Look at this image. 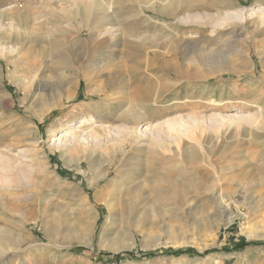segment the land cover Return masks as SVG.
Segmentation results:
<instances>
[{"label":"rangeland","instance_id":"1","mask_svg":"<svg viewBox=\"0 0 264 264\" xmlns=\"http://www.w3.org/2000/svg\"><path fill=\"white\" fill-rule=\"evenodd\" d=\"M71 1L0 0V45L15 47L0 53V176L9 177L0 182V264H264V245L221 250L264 241V23L249 15L264 0H98L86 14L88 0ZM239 9L242 20L216 26ZM105 28L112 33L96 39ZM34 82L45 90L35 94ZM130 114L142 117L135 130ZM174 117L196 122L198 135L161 138L156 130ZM213 117H223L218 128ZM153 136L197 159L173 172L174 200L108 217L124 168L140 165L130 177L163 170L169 151L135 149ZM215 177L221 204L207 192ZM87 225L90 245L76 236ZM178 249L195 253L141 257ZM127 251L135 257H113Z\"/></svg>","mask_w":264,"mask_h":264},{"label":"bare ground","instance_id":"2","mask_svg":"<svg viewBox=\"0 0 264 264\" xmlns=\"http://www.w3.org/2000/svg\"><path fill=\"white\" fill-rule=\"evenodd\" d=\"M71 1V0H70ZM89 1V7H85V9H82V10H84V12H82L81 11V13H84V14H86L87 12H88V9L90 8V7H93L94 5H95V2L97 3V1L98 0H88ZM72 2V1H71ZM86 4V3H85ZM74 5V4H73ZM96 6V5H95ZM98 6V5H97ZM84 7V6H83ZM77 8V7H76ZM79 8H80V6H79ZM82 8V7H81ZM94 8V7H93ZM95 9V8H94ZM177 9V8H176ZM73 10V9H72ZM80 10V9H79ZM93 10V9H92ZM252 11L250 12V16L251 17H254V18H256L255 19V22H256V27H257V25H260V24H263L264 23V9H261V8H258L256 11L255 10H253V9H251ZM78 11V10H77ZM164 11V10H163ZM177 11V10H176ZM65 12V11H64ZM169 12V11H168ZM66 13V12H65ZM91 13V12H90ZM94 13V12H93ZM95 14V13H94ZM94 14H92V15H94ZM174 14V13H173ZM210 14V13H209ZM9 15V14H8ZM106 15V14H105ZM18 16V15H17ZM99 15H97V17H98ZM249 16V17H250ZM20 17V16H19ZM27 17H29L28 15H27ZM26 17V18H27ZM193 17H197L196 15H194V13H193ZM202 17V16H201ZM204 17H207L206 15L204 16ZM216 17V16H215ZM245 17V14H244V11H243V9H239V10H235V11H231V12H226L224 15H223V18H220L221 20L220 21H218V23H217V20H219V19H217L216 20V26L218 25H223V23H225V21L228 23V21L229 20H235L236 21V19L237 20H242L243 18ZM95 18H96V16H95ZM203 18V17H202ZM24 19V18H23ZM98 19V21L97 22H99V20L101 19V17H98V18H96V20ZM183 19V18H182ZM197 19H199V17L197 18ZM197 19H196V21H197ZM27 20V19H26ZM70 20V19H69ZM84 20V19H83ZM88 19H86V21H87ZM85 20H84V22H86ZM101 21H102V19H101ZM92 22H93V20H92ZM215 24V23H214ZM87 25V24H86ZM212 27H214V26H212ZM222 27V26H221ZM255 27V28H256ZM1 28V27H0ZM56 28H58V27H56ZM93 28V27H92ZM113 28V27H112ZM220 28V27H219ZM96 30V29H95ZM105 30V31H104ZM94 31V30H93ZM112 31L113 30H110V28H105V29H103V30H99L98 32H96V39L97 38H102L103 37V35L105 34V33H108V34H110V33H112ZM89 34V33H88ZM48 35V34H47ZM133 35H135V34H133ZM1 36H3V35H1ZM114 36H115V34H114ZM114 36H110L111 38L112 37H114ZM144 36V35H143ZM89 37V36H88ZM3 39V38H2ZM91 39H93V38H91ZM90 39V40H91ZM4 40V39H3ZM98 41V40H97ZM4 42H7V41H4ZM80 42V41H79ZM76 43V42H75ZM83 43V42H82ZM38 44V43H37ZM73 44V43H72ZM78 44V43H77ZM81 44V43H80ZM99 44H100V42H99ZM154 44V43H153ZM4 45H6V44H4ZM2 46V45H0V53H2L5 57L7 56V55H10L11 53H13V52H15V47L13 48L12 46H8V45H6V46ZM46 45V44H45ZM92 45V44H91ZM73 46V45H72ZM93 46V45H92ZM75 47H77V49H78V46L77 45H75ZM79 47H81V45L79 46ZM99 48V47H98ZM18 49V48H17ZM81 48H79V50H80ZM89 49V48H88ZM2 51V52H1ZM75 52H76V50H75ZM1 55V54H0ZM3 57V56H2ZM0 58H1V56H0ZM11 58V57H10ZM7 64L9 65V63L7 62ZM36 65V64H35ZM38 65V64H37ZM38 68V67H37ZM26 69H28V68H26ZM32 71V70H31ZM43 71V70H42ZM37 75V74H36ZM34 78V77H33ZM41 80V79H40ZM21 81V80H20ZM32 81H34V79L32 80ZM36 81H37V79H36ZM58 81H59V79H58ZM63 83V82H62ZM23 84V83H22ZM61 84V83H60ZM63 85V84H62ZM24 86V85H23ZM34 87H33V89H34V91L36 92L35 94H37V93H39L38 91H44L45 90V88L42 86V84L41 83H35L34 82V85H33ZM52 86H54L56 89L58 88V85H57V83L56 84H53ZM61 86V85H60ZM27 87V86H26ZM53 87V88H54ZM63 87H65L64 85H63ZM60 88H62V87H60ZM59 88V89H60ZM56 89H52V90H55L56 91ZM20 90L21 91H24V93H25V97L24 98H26L27 96H29L30 95V90H28V89H25V88H20ZM58 90V89H57ZM99 90V89H98ZM57 93H58V91H56ZM52 93V92H51ZM57 93H54V94H50L51 96H53V97H51L50 98V101L51 100H54V99H56V97H57ZM55 95V96H54ZM38 96H40L41 97V95L39 94ZM37 96V97H38ZM4 96H2V98H3ZM24 98H22V99H24ZM46 98V97H45ZM45 98H43V97H41V99L40 100H45ZM35 100H36V96H35V98H34ZM49 99V98H48ZM34 100V101H35ZM33 101V100H32ZM48 101V100H47ZM32 103H34V102H32ZM36 103H38V102H36ZM2 104V103H1ZM39 105H40V102L38 103ZM37 104V105H38ZM42 104H43V102H42ZM35 105V104H34ZM33 106V105H32ZM31 106V107H32ZM44 106V105H43ZM42 106V107H43ZM54 106V102H53V104H49L48 105V107H47V109L49 110V109H51L52 107ZM30 107V108H31ZM29 108V109H30ZM33 108H34V106H33ZM46 108L44 109V107L41 109V110H43L44 112L47 110ZM30 110H32V108L30 109ZM131 110H133V109H131ZM130 113V112H129ZM41 115H42V113H41ZM131 116L130 117H132L133 118V120H135L136 122L134 123L135 124V126H133L132 124V126H129V129H137L138 128V123H139V120H141L140 118H142L141 117V115H139V114H130ZM125 117V116H124ZM144 117V116H143ZM252 117L253 116H249V117H247L246 118V120H248V121H252ZM255 117V116H254ZM253 117V118H254ZM127 118H128V116H127ZM216 118H217V116H216ZM215 117H213V118H210V120H211V122L213 123V126H215L214 128H218L219 127V125H218V121L217 120H221L222 121V118L223 117H221V118H219V119H216ZM41 119V118H40ZM90 119H92V118H89V119H86V120H84L83 122L84 123H86V122H89V120ZM243 119V118H242ZM241 119V120H242ZM256 119H258V118H256ZM256 119H254L255 121H256ZM125 120V119H124ZM130 120V119H129ZM122 121H123V119H122ZM121 121V122H122ZM134 122V121H133ZM164 122V127H162L161 128V126H160V128H158V126L159 125H157V130L156 131H158V133H159V136L162 138L163 137V134H164V136H165V134H167V135H171V138L173 137L174 138V140L177 142V143H180V137H182V136H188L189 134H192V133H194V134H197V132L194 130V129H197V130H199L200 128L199 127H195V128H192V127H194L195 126V124H196V122H191L192 124H188V123H185L182 119L180 120V119H178V118H176V117H174V118H169V119H166V120H164L163 121ZM127 123V122H126ZM126 125V124H125ZM125 127H127V126H125ZM128 128V127H127ZM93 131V130H92ZM130 131V130H129ZM203 131V130H202ZM201 131V132H202ZM90 133H91V131H90ZM92 133H94V131L92 132ZM157 133V132H156ZM96 135V134H95ZM158 135V134H157ZM198 135V134H197ZM220 135V134H219ZM128 136V135H127ZM126 136V138H128ZM156 136V135H155ZM155 136H153V137H155ZM159 137V138H160ZM223 137V136H222ZM157 138V139H156ZM129 139H131L130 137H129ZM148 139V138H147ZM157 141H156V140ZM134 140V139H133ZM161 140V139H160ZM173 140V141H174ZM123 141H124V139H123ZM131 141V140H130ZM163 141V140H162ZM133 142V141H132ZM166 143H170V142H166ZM176 143V144H177ZM121 144V143H120ZM112 146H114L113 144H111ZM125 145L126 144H124V145H118L117 147H116V151H115V153H114V162H119V161H121V158L122 157H124V155H125V153H126V149H125ZM136 146V144L135 143H132V146ZM128 146V145H127ZM143 146V145H142ZM139 146V147H137L136 146V151H138V150H145V152L146 153H150L151 155L152 154H156V155H158V154H163V151L162 150H167V151H169V153L171 154H169V157H162V158H160L159 159V161L161 162V165H162V168H163V170L162 171H159V173H150V171L149 170H152L151 168H147L148 170L146 171V169H143V168H141L142 169V171L144 170L146 173H142L139 177H136L137 175H139V173L135 176V173H134V176L135 177H130L129 175H128V173H132L133 171H135L140 165H137V168H135L134 166H131V167H129L128 165V167L127 168H124L125 170L123 171L124 173L122 174V176L120 175V179H119V181H118V177L116 178L117 179V189H113V190H111L109 193H108V197H107V208H109V210H110V213H109V215H108V217H110V215L112 216V214L113 213H117V216H118V214H120V216L121 215H123V214H126L127 213V215H129V216H136L138 213L140 214L141 213V211L143 210V209H146V208H150V209H152L153 207H155L157 204H158V201H160L159 199L161 198V197H163L164 199H169V200H174L173 199V194L175 193L176 194V189H178L177 187H179V186H177L176 187V181H174V179H173V176H172V174H173V172L174 171H177V172H181L182 174H184V173H186V170H187V165L188 164H192L191 162H194L193 160H195V159H197L196 157H195V153H193L192 155L193 156H190V153H189V147L188 146H186V145H181L180 147H178V145L176 146L175 145V147L174 148H172L171 146L170 147H166V145H165V142L163 141V142H159L158 141V137H155V138H153L152 139V137H151V139H148V142L145 144V146ZM186 146V147H185ZM110 147V146H109ZM141 147V148H140ZM114 148H115V146H114ZM114 148H112V149H114ZM134 149V150H135ZM138 149V150H137ZM141 150V151H142ZM189 150V151H188ZM128 151H129V148H128ZM140 151V152H141ZM139 152V151H138ZM144 153V152H143ZM110 154H112V153H110ZM120 155L121 156V158L119 159L116 155ZM84 155V154H83ZM146 156V155H145ZM165 156V155H164ZM85 157V156H84ZM93 157V156H92ZM130 158V157H129ZM133 158V157H132ZM180 158V159H179ZM68 159V161H69V158H67ZM74 159H76V158H74ZM88 160V159H87ZM202 160V159H201ZM76 162L78 161L77 159L75 160ZM125 162V161H124ZM129 162H131V161H129ZM137 162H141V161H137ZM137 162H134V163H137ZM208 162V161H207ZM128 163V162H127ZM126 163V164H127ZM123 164V163H122ZM139 164V163H138ZM131 165H133V164H131ZM112 166V165H111ZM124 166V165H123ZM135 166H136V164H135ZM119 167V166H118ZM132 167H134V169L132 168ZM161 167V166H160ZM156 168H158V167H156ZM96 170V169H95ZM95 170H94V173H95ZM123 170V169H122ZM97 171V170H96ZM109 171H110V168L109 167H107V170L105 171V172H99V173H92V174H94L90 179H88V185H89V187L91 188V186H93V184L94 183H97L99 180H101V179H103V178H105L107 175H108V173H109ZM119 171H121V170H119ZM138 171H141L140 169L138 170ZM153 171V170H152ZM116 172V171H115ZM136 172V171H135ZM158 172V171H157ZM21 173V172H20ZM120 174V173H119ZM12 175H14V174H12ZM11 175V176H12ZM132 175V174H131ZM263 175V174H262ZM7 176V175H6ZM6 176H4V177H1L0 176V182H2V183H4V182H7L8 181V179H9V177H6ZM117 176V175H116ZM115 176V177H116ZM264 176V175H263ZM26 177V176H25ZM262 177V176H261ZM24 178V177H23ZM22 178V179H23ZM263 178V177H262ZM261 178V179H262ZM20 179V178H19ZM115 179V180H116ZM220 183H221V180L219 179V178H217V177H215V178H213V179H211V185H210V188L208 189V196H209V198L211 199H213L214 201H217V202H219L220 204H221V202H222V196H221V185H220ZM7 184V183H6ZM115 184V183H114ZM181 184H182V182H181ZM18 185V184H17ZM180 185V184H179ZM13 187V186H12ZM181 187H183V186H181ZM6 188V187H5ZM10 189H11V187H10ZM20 189V188H19ZM182 189V188H181ZM186 189V188H185ZM179 190V189H178ZM98 192V191H97ZM178 193H180V192H178ZM237 193V192H236ZM177 196H178V194H177ZM96 199H98V195L96 194ZM176 197V196H175ZM180 197V196H179ZM186 198H188L187 196H186ZM41 200V199H40ZM188 199H186V202L188 203ZM193 201V200H192ZM191 201V202H192ZM212 201V200H211ZM184 202V201H183ZM194 202V201H193ZM216 202V203H217ZM46 203V202H45ZM213 203V202H212ZM216 203H215V205H216ZM219 203H218V205H219ZM189 205H190V202L188 203ZM82 205V204H81ZM80 205V206H81ZM1 206V205H0ZM118 206H120L121 208H118ZM117 208V209H116ZM43 211V210H42ZM45 211V210H44ZM44 213V212H43ZM113 217V216H112ZM86 228H83L80 232H77V235L76 236H78V238L80 239V241H82V242H84V243H87V244H89L90 245V243L92 242V232H93V226L91 227V226H89V225H87V226H85ZM3 229L2 228H0V233H3ZM100 236V235H99ZM101 237V236H100ZM79 241V242H80ZM104 241V240H103ZM106 241V240H105ZM0 242H2L1 240H0ZM13 242V241H12ZM103 245V244H102ZM8 248H6V245H4V244H0V251L2 252V251H5V250H7Z\"/></svg>","mask_w":264,"mask_h":264},{"label":"trees","instance_id":"3","mask_svg":"<svg viewBox=\"0 0 264 264\" xmlns=\"http://www.w3.org/2000/svg\"><path fill=\"white\" fill-rule=\"evenodd\" d=\"M255 245H264V241L263 242H250V241L244 242L243 239H242V241L240 243L234 244L230 249H228L226 247H223V248H221V250L224 251V252H228L230 250L236 251V250H239V249H242V248H246L247 246H255ZM214 250L215 249H213L212 251H214ZM212 251L207 250L203 254H209V253H212ZM194 253H195V251L194 250H190V249H178L177 251L153 250V251H147V252L142 253L141 257L142 258H144V257L151 258V257L159 256L161 254H169V255L175 257V256L182 255V254H194ZM127 256L135 257V253L132 252V251H127V252H124V253L114 254L113 257L117 260V259H121L122 257L127 258Z\"/></svg>","mask_w":264,"mask_h":264}]
</instances>
